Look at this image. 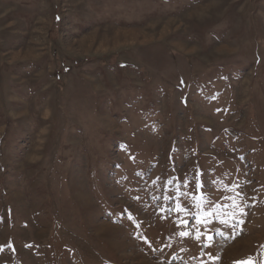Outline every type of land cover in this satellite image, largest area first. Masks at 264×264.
Returning <instances> with one entry per match:
<instances>
[{
	"label": "rangeland",
	"instance_id": "374dc122",
	"mask_svg": "<svg viewBox=\"0 0 264 264\" xmlns=\"http://www.w3.org/2000/svg\"><path fill=\"white\" fill-rule=\"evenodd\" d=\"M238 262L264 264V0H0V264Z\"/></svg>",
	"mask_w": 264,
	"mask_h": 264
},
{
	"label": "snow or ice",
	"instance_id": "6c2138e0",
	"mask_svg": "<svg viewBox=\"0 0 264 264\" xmlns=\"http://www.w3.org/2000/svg\"><path fill=\"white\" fill-rule=\"evenodd\" d=\"M197 187H199V185H197ZM181 235H182V236H187L188 234L182 232ZM208 239L211 240V239H213V237H212V236H209ZM209 247H210V245H209ZM238 264H243V262H238Z\"/></svg>",
	"mask_w": 264,
	"mask_h": 264
}]
</instances>
